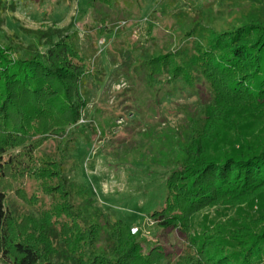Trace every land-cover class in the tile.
Masks as SVG:
<instances>
[{
    "label": "rangeland",
    "instance_id": "374dc122",
    "mask_svg": "<svg viewBox=\"0 0 264 264\" xmlns=\"http://www.w3.org/2000/svg\"><path fill=\"white\" fill-rule=\"evenodd\" d=\"M92 1L0 0V47L7 57L44 54L51 43L75 34L85 65L102 82L97 87L88 80L83 87L87 106L75 126L64 127L66 117L57 121L46 109L42 120L26 125L25 135L14 128L12 148L0 156L12 237L42 253L51 250L52 264H114L127 248L121 222L130 243L141 247L132 264H200L203 241L225 256L241 253L233 259L240 264L245 243L264 234V191L254 201L204 207L181 228L160 229L148 215L163 204L170 171L200 136L208 138L212 159L264 147L262 115L237 109L225 123L204 121L222 109L214 105L202 65L193 66L196 43L205 50L207 38L191 31L198 24L195 29L229 32L244 18L264 26V0H99L94 7ZM109 35L114 39L106 48ZM167 54L182 70L175 78L159 60L150 62ZM50 163L60 166L68 197L43 173L55 169ZM258 245L250 264H264V241ZM64 252L74 263H65Z\"/></svg>",
    "mask_w": 264,
    "mask_h": 264
},
{
    "label": "trees",
    "instance_id": "16d2710c",
    "mask_svg": "<svg viewBox=\"0 0 264 264\" xmlns=\"http://www.w3.org/2000/svg\"><path fill=\"white\" fill-rule=\"evenodd\" d=\"M97 1L93 0L91 6L94 7ZM242 22L229 32L218 34L205 27V30L195 29L198 24L191 30L199 38H207L205 50L200 48L202 43H196L194 51L198 55L193 66L202 65L201 72L215 94L214 105L222 109L219 114L204 115V121H212V124L216 121L227 122L237 109L238 112L250 111L264 116V26L253 19L244 18ZM120 25L119 30L123 28ZM101 33L98 30L96 36ZM253 34L255 38H252ZM111 39L114 38L109 35L106 48L111 45ZM76 41L75 34L67 35L51 43L44 54L14 61L0 47V156L11 150L15 139L14 128L21 131L20 136L25 135L26 125L34 119L42 120L48 113L46 109L54 111L57 121L60 120L59 115L66 117L64 127L75 126L79 122L87 106L83 87L88 80L97 83V87L102 82L85 65V58L76 47ZM98 52L97 49L94 52L95 59L99 56ZM204 53H207V58ZM167 57L168 54L161 58L154 57L150 62L155 64L159 60L161 67H168L169 72L167 69L165 71L171 77L180 74L182 70L178 71V67L172 66ZM209 150L208 138L200 136L194 145L189 146V157L172 168L166 179L163 204L148 215L156 227L165 230L181 228L187 219L204 207L219 201L232 205L254 201L264 191V147L246 153L235 154L233 151L217 159L210 158ZM50 164L56 170H44L43 173L57 181L52 188L55 192L68 197L66 178L61 175L60 166ZM117 225L121 227L119 233L128 242L114 264H132L139 259L141 247L130 243L132 238L125 224L117 222ZM41 232V243L46 245V233ZM261 240L264 241V234L255 237L249 246L245 243L240 264H250V258L262 249L258 245ZM220 249L214 242H201L198 249L200 264H233V259L241 255L231 253L225 256ZM44 253L50 256V261L46 260ZM44 253L34 244L12 237L5 195L0 191V258H6L5 264H52V251ZM61 258L65 263H74V259L66 253Z\"/></svg>",
    "mask_w": 264,
    "mask_h": 264
},
{
    "label": "built area",
    "instance_id": "2783aa9c",
    "mask_svg": "<svg viewBox=\"0 0 264 264\" xmlns=\"http://www.w3.org/2000/svg\"><path fill=\"white\" fill-rule=\"evenodd\" d=\"M120 24H121L120 26H124V22H121ZM137 233H138V229L137 228L131 229V234L132 235H136Z\"/></svg>",
    "mask_w": 264,
    "mask_h": 264
}]
</instances>
